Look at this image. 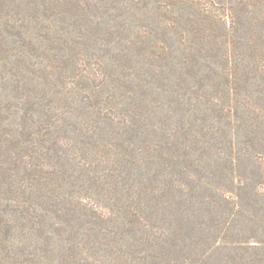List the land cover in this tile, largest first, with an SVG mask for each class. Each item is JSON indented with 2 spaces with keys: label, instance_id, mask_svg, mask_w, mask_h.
<instances>
[{
  "label": "rangeland",
  "instance_id": "rangeland-1",
  "mask_svg": "<svg viewBox=\"0 0 264 264\" xmlns=\"http://www.w3.org/2000/svg\"><path fill=\"white\" fill-rule=\"evenodd\" d=\"M73 1L76 2L78 8L71 10L70 6L65 5V2ZM73 1L0 0V23L3 24V30L0 31V209L3 210L5 204L10 207L22 206L24 192L26 196L30 197V206H37L36 203L42 200L46 208H52L46 202L49 188H46V192L44 188L39 191L31 187V183H34L33 168L38 163L39 157L51 164H53V160L59 159L62 164L61 169L65 171L66 176L73 174L76 176L75 186L61 182L62 179H60V183L54 187L55 195H58L57 191L60 192L63 196L64 206H66V215L63 214L66 221L62 225L64 229L62 228L61 238L69 239L65 244L77 247L76 251L78 252H92L99 248V252L107 253L109 248H115L113 241L109 238L115 235L120 236L123 232L119 214L126 205V200L119 187H122V183L125 181L121 182L120 177H111L109 168L107 169V166H111L112 162L110 161L109 165L110 162L107 163L106 159L113 154L108 147L109 137L107 138V133L111 134V127L100 124L92 126L91 124L94 123L90 121L89 129H85L86 124H81L80 128L84 129L85 133L88 131L89 136L77 137V139L73 133L74 126L68 127L70 120L68 113L72 116L76 114L75 117H71L76 120L84 117L87 120L102 121L96 113H90L88 116L85 113L87 111H84L86 108L78 103V100L83 98L78 92L82 69L96 63L99 73H105L107 70L97 62L109 60L106 59L109 54L106 49L111 41L115 42L118 39L122 45H126V41L130 37L135 42L139 38H133V34H136L137 31H139L138 35L141 34L140 31H145L144 27L148 26L153 30L152 39L148 42L154 44L155 40L160 38L161 31H157V29L161 28L163 22L167 28L174 32L172 44L179 48L182 60L183 48L187 45L188 47L204 45L207 48V53L205 57L203 52L202 60L208 64L222 60L224 56L222 53L226 54L227 50L231 62L236 66L237 74L234 76L237 75L242 86L244 78L241 76L256 78L264 75V43L251 39V32L246 28L242 30L244 38L239 39L240 30L236 31L228 26L226 31L223 24L219 22L218 24L207 23L205 25L206 31L199 44L196 45V41L189 40L187 44L183 45L181 41L186 42L185 32L182 28L177 27L181 14L164 0ZM51 2L55 3L53 7ZM163 14L164 17L161 16ZM209 15L224 19V16ZM189 16L184 13V18L181 19L183 25H189V21L192 19ZM187 18L189 21L186 20ZM91 27L93 28L89 32ZM49 30H51V34L46 35ZM175 30L178 31V34ZM113 32H118L120 37L116 39L111 36ZM192 36L195 37L193 34ZM74 40L80 44L73 45ZM159 43L163 45L162 42ZM62 45H64L63 49ZM137 51L140 52V49L136 50L135 54L132 52L134 54L132 63L137 65V67L133 65L136 72L142 71L143 65L146 63L144 61L146 59L139 54L136 55ZM244 51L248 54H244ZM174 52L176 57V51ZM85 60L86 64L80 66L79 64ZM205 68L206 74L199 75V68H196L188 75L190 77L188 82L192 85V87L190 86L191 90L192 88L193 90H196L197 87L201 88L207 83L206 77L211 71L207 67ZM120 74L122 77L118 78L119 75H116L115 78H112L109 87L105 90V105L109 108L112 107L113 110L105 112L104 117L115 116L119 122H123L124 113L128 112V108H134L135 104L142 101L144 106L139 110L140 115L137 113L135 117L137 119L144 118L140 122L144 127L160 123L162 112L157 109L158 105L164 108L166 113L171 112L174 115H185L187 112L188 105L184 104L182 107V104L178 103L179 99L184 100L185 90L167 92L166 95L151 94L146 92L145 88L129 82L122 73ZM199 76H204L203 79L206 78V80L199 81L201 80ZM160 83L158 86L161 85ZM211 88L213 87L209 89ZM155 90L161 92V88L156 87ZM185 98H188V95ZM66 111H69L63 116L66 123H58L57 120L60 116L57 115H62L61 112ZM233 113L235 114V111ZM199 116L197 113V118ZM185 118L182 120L189 128L199 124L197 128L192 127L194 128L193 133L199 135V131L203 128L205 137L199 136L197 139L202 142L209 139L216 142L214 136L216 131L213 132L215 127L211 128L209 124L229 132L226 129L229 127L227 120L220 123L212 121L203 124L200 119L196 120L192 112L185 115ZM51 120L56 122L55 125L59 126V129L51 126ZM255 123L257 122H253V124ZM73 124H78V122L73 121ZM62 125L67 131H63ZM130 125L128 123V139L133 133L130 130ZM245 125H247L245 119L241 121L233 119V128L236 132H231L234 140L239 138L242 141L239 154H229L225 145H221L224 147L222 153L215 154L218 150L216 147H211L208 149V151L211 150V154H191L195 163L188 161V169L193 173L208 174L215 169L212 163L208 165L209 161L213 162V159H220L221 162H224L225 158L231 155L252 156L254 154L255 156L258 154L254 153L255 148L263 150L264 154V128L255 136L247 135V133L239 134V126L245 128ZM259 140L262 141L258 144ZM249 141L257 144L254 146ZM194 142L191 143V146L199 148L198 144ZM202 145L200 143V146ZM33 148L37 150L34 152L35 156L39 157L31 161L28 160L31 163L27 164L26 156L28 154L23 153L29 152ZM25 161L27 162L24 163ZM222 165L224 166V164ZM224 167H226V171L229 168ZM95 171L106 178V180L103 179V183L95 180ZM105 181L108 182L105 183ZM199 184L200 182L195 181L192 183L193 188H198ZM113 185L116 188H112ZM53 194L54 192L50 195ZM194 194L195 196L199 195L195 190ZM85 198L94 203L96 211L91 210L92 213L86 214V209L89 208L84 206ZM199 200V197H193L186 203L188 205L187 212L193 216L197 228H202V231L208 230L209 234H217L214 228L217 224L222 225L220 221L226 220L221 234L225 239L218 242L217 245L220 248H217L218 250L214 253L220 260L217 264H256L254 261L256 258H259L257 264H264V244L261 243V240H264V202L262 200H251L246 203L247 205H241V207H227L222 202L221 204L199 203ZM8 210L11 211L9 208ZM229 211L231 216L227 220ZM96 212L107 214L105 218L107 220H98L94 216V214L97 215ZM111 213L113 217L110 216ZM116 213L117 216H114ZM51 214L48 212L45 217L46 227L42 229V235H39L41 237H38L37 234L33 235L32 231L9 233L10 237L5 242L7 244L5 253L11 255L12 251L18 252L21 249L24 251L21 257L24 264H32L26 260L33 251L36 258V262L33 264H52L53 255L45 250L50 241L47 234H52V230L55 229L47 225V223L54 224L55 222ZM10 215H13V219L19 217L17 213ZM22 221L31 224L29 221ZM192 241L193 244L196 243L194 250L200 252L204 246L203 240ZM58 244L60 246V242ZM217 245L216 247H218ZM230 247L234 248L230 249ZM61 264H69V259L62 258Z\"/></svg>",
  "mask_w": 264,
  "mask_h": 264
},
{
  "label": "trees",
  "instance_id": "trees-1",
  "mask_svg": "<svg viewBox=\"0 0 264 264\" xmlns=\"http://www.w3.org/2000/svg\"><path fill=\"white\" fill-rule=\"evenodd\" d=\"M164 1L176 8L177 12L181 14L179 26L177 27L182 28L185 32L186 42L181 41L183 45L187 44L189 40L196 41V45L199 44L203 40L202 37L206 31L205 25L207 23L218 24L219 22L223 24L226 31L229 28L228 26L236 31L240 30L239 39L244 38L242 30L246 28L251 32V39L264 43V0ZM55 3L51 2L52 7ZM65 5L70 6L71 10L77 7L74 1L71 3L65 2ZM184 13L192 17L191 21L188 18L186 19L189 21V25L181 23ZM209 14L224 16V19L212 17ZM161 16L164 17V14ZM161 25V28L157 29V31H161L160 38L155 40L154 44L148 42L152 39L153 33V30L149 29L148 26L144 27L145 31H140L141 34L138 35L139 31L133 34V38L137 37L139 40L133 42L129 37L126 45H122L117 39L120 37V32H113L111 36L115 37L117 41H111L108 44L106 51L109 54L106 59L109 60L102 62L97 60V64H100L107 71L99 73L96 63L82 69L81 82L79 81L80 88H78L80 90L78 92L83 98H80L78 103L86 108L84 111H87L85 113L88 116L90 113H96L102 121L87 120L84 117L76 120L71 118L75 117L76 114L72 116L68 113L69 111L57 115L60 116L57 120L58 123L63 122L65 124L66 119L63 116L69 114L68 127L74 126L73 133L76 139L77 137L89 136L88 131L85 133L84 129L80 128L81 124H86L85 129H89L90 121L94 123L91 124L92 126L100 124L111 127V134L108 132L107 138L109 137L108 147L113 154L109 157L110 159H106L107 163L112 162V164L109 163L111 166H107V169L109 168L111 177H120L121 182L125 181L122 183V187L119 188L122 189L126 200V205L122 208L121 214L118 213L121 218L120 224L122 222L123 232L120 236L107 237L113 241L115 248H109L107 253L99 252V248L94 249L92 252H78L76 251L77 247L65 244L69 239H62L61 235L64 229L62 225L66 221V217H63V214L66 215V206H64L63 196L60 192L57 191L58 195H55L56 189L54 187H57L60 179H62L61 182H67L70 186H75L76 176L74 174L66 176L65 171L61 169L62 164L59 159L53 160V164H51L43 158L35 156L34 152L37 150L33 148L29 152L25 151L23 153L28 154L26 156L27 161L39 157L37 159L38 163L33 168L32 178L34 183H31V187L39 191L42 188L45 190L49 188L48 192L46 190L48 193L46 202L52 208H46L42 200L36 203L37 206H30V197L26 196L25 192L22 204L23 210L22 206L10 207L7 204L3 205V210L0 209V264H24L21 259L24 253L23 250L12 251L11 255L5 253L7 246L5 242L10 237L8 234L14 231H23L24 233L32 231L33 235L37 234L38 237H41L39 235H42V229L46 227L45 217L48 212H51L52 219H55L54 224L47 223L49 227L55 229L52 230V234H47L50 241L49 246H46L45 249L50 255H53L52 264L55 262L61 264L62 258L69 259V264H217L220 260L217 259V254L214 255V253L218 250L217 248H220L217 245L218 242L225 239L221 234L226 220L224 222L220 221L222 225L217 224L214 228L217 234H209L208 230L202 231V228L195 226L193 216L187 212L188 205L186 203L193 197H199V203L210 204L215 202L221 204L222 202L227 207H241V205H247L246 203L251 200H262L264 202L263 150L260 151L255 148L254 153H258L255 156L254 154L252 156L231 155L225 158L224 162H221L220 159H213V162L209 161L208 165L212 163L215 169L208 174L193 173L187 165L188 161L195 163L191 154H211V150L208 151L211 147H216V150H218L219 153L216 152L215 154L222 153L224 147L221 145H225L229 154H239L242 141L239 138L234 140L231 132L234 131L233 119L234 121L245 119V123H247L244 126L245 128L239 126V134L247 133V135L255 136L262 131L264 128V75L256 78L241 76L244 78L241 86L237 75L234 76L237 74V70L229 58L228 51L226 50V54L222 53L224 55L222 60L209 62L208 64L202 60L204 58L203 52L205 57L207 53V48L204 45L185 46L182 60L178 51L179 48H177V45L172 44L174 32L167 28L163 22ZM92 28L88 31L91 32ZM1 30H3L2 23H0ZM175 31L178 34V31ZM48 34H51V30L46 32V35ZM159 42H162L163 45H160ZM67 43H69L68 40ZM76 44H80V42L74 40L73 45ZM137 47L140 52L137 51L136 55L139 54L146 59L144 60L146 63L143 65V70L138 72L134 70L133 65L135 64L132 63L133 55L138 50ZM63 48L64 45H62ZM127 49L128 52H126ZM174 51H176V57ZM244 54L247 55L248 52L244 51ZM85 64L86 60L79 65L83 66ZM135 66L137 67V65ZM210 66L212 68H209ZM205 67L211 71L208 74L209 76L206 77L207 83L201 88L197 87L196 90H193V88L191 90L190 86L192 87V85L188 82V78H190L188 75L196 68H199V75H203L206 71ZM120 73L123 74V77H127L129 82L145 88L146 92L151 94L166 95L167 92L185 90L184 100H178L182 107H184V104L188 105L185 115L192 112L196 120L200 119L203 124L212 121L220 123L227 120L229 127L225 128L229 132L224 131L221 127L209 124L211 128L215 127L213 132L216 131L214 133L216 142L210 141V139L202 142L197 139L199 136L205 137L203 128L199 131V135L192 132L194 130L192 127L197 128L199 124L189 128L182 120L185 115L179 116L171 112L166 113L165 109L159 105L157 109L162 112L160 123L144 127L141 125L142 123L140 124L144 118L137 119L135 117L137 113V115H140L139 110L144 106L143 101L135 104L134 108H128V112L124 113L123 122H119L115 116L107 115L104 117L105 112L113 110L112 107L109 108L105 105V90L109 87L112 78H115L116 75H119L118 78L122 77ZM199 78L201 82L206 80V78L203 79L204 76H199ZM158 83L161 85L158 86ZM156 87L161 88V92L155 90ZM210 87L213 88L209 89ZM186 95H188V98H185ZM135 108L137 109L134 110ZM168 110L170 111V108ZM233 111H235V114ZM197 113L200 115L199 118H197ZM50 117H53L52 114ZM73 121L78 122V124H73ZM253 122L257 123L253 124ZM128 123L131 124L130 130L133 131L130 139L127 137L129 132L127 130ZM50 124L59 129V126L55 125L56 122L51 120ZM64 128L65 126L62 125V129ZM63 131L67 130L64 129ZM195 140L197 142H194ZM261 141L259 140L258 144ZM192 142L198 144L199 148L192 147ZM200 143L203 145L200 146ZM249 143L254 146L257 144L252 141H249ZM30 161L27 164H30ZM27 164L25 165L27 166ZM222 164L229 167L227 171ZM238 167L239 169H237ZM103 179L106 180L101 173L95 171V180L103 183ZM195 181L200 182L198 188H193L192 183ZM112 188H116L115 185ZM194 190L198 192V196H195ZM53 192L54 194L51 196L50 194ZM36 197L38 198V196ZM84 206L89 208L86 209V214L92 213L91 210L96 211L94 203L89 202L88 198L84 199ZM36 209L38 210L34 212ZM110 211H112V208H110ZM207 211L209 210L207 209ZM13 213L19 214V217L13 219V215H10ZM96 213L97 215L94 214V216L98 220H107L105 219L107 214ZM110 216L113 217V214L111 213ZM114 216H117V213ZM229 216H231L230 211L227 220ZM210 218L212 219V217ZM22 220L29 221L31 224H27ZM195 239L203 240L202 244L204 246L200 252L194 250L196 243L193 244L192 240ZM261 243L264 244V240H261ZM232 248L234 247H230V249ZM26 261L32 264L36 262L33 251L28 255ZM254 261L257 264L259 258Z\"/></svg>",
  "mask_w": 264,
  "mask_h": 264
}]
</instances>
